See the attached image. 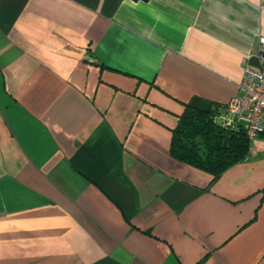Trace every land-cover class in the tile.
I'll list each match as a JSON object with an SVG mask.
<instances>
[{
  "label": "crops",
  "instance_id": "obj_1",
  "mask_svg": "<svg viewBox=\"0 0 264 264\" xmlns=\"http://www.w3.org/2000/svg\"><path fill=\"white\" fill-rule=\"evenodd\" d=\"M263 36L264 0H0V264H264V132L216 180L170 152Z\"/></svg>",
  "mask_w": 264,
  "mask_h": 264
},
{
  "label": "trees",
  "instance_id": "obj_2",
  "mask_svg": "<svg viewBox=\"0 0 264 264\" xmlns=\"http://www.w3.org/2000/svg\"><path fill=\"white\" fill-rule=\"evenodd\" d=\"M216 109L185 106L172 129L170 152L176 159L208 172L218 179L232 165L244 159L250 141L244 128H231L214 121Z\"/></svg>",
  "mask_w": 264,
  "mask_h": 264
},
{
  "label": "built area",
  "instance_id": "obj_3",
  "mask_svg": "<svg viewBox=\"0 0 264 264\" xmlns=\"http://www.w3.org/2000/svg\"><path fill=\"white\" fill-rule=\"evenodd\" d=\"M259 66H246L240 83V91L225 106V113L214 117L223 125H241L250 141L244 160L256 154L253 144L264 132V36L259 39ZM230 116L231 118H229Z\"/></svg>",
  "mask_w": 264,
  "mask_h": 264
},
{
  "label": "water",
  "instance_id": "obj_4",
  "mask_svg": "<svg viewBox=\"0 0 264 264\" xmlns=\"http://www.w3.org/2000/svg\"><path fill=\"white\" fill-rule=\"evenodd\" d=\"M227 126H229V125H227Z\"/></svg>",
  "mask_w": 264,
  "mask_h": 264
}]
</instances>
